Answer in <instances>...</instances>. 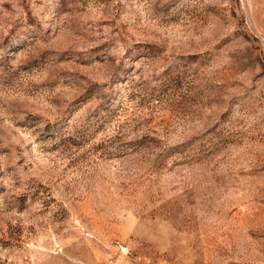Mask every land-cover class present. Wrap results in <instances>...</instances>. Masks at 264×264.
<instances>
[{"label":"rangeland","instance_id":"1","mask_svg":"<svg viewBox=\"0 0 264 264\" xmlns=\"http://www.w3.org/2000/svg\"><path fill=\"white\" fill-rule=\"evenodd\" d=\"M0 264H264V0H0Z\"/></svg>","mask_w":264,"mask_h":264}]
</instances>
